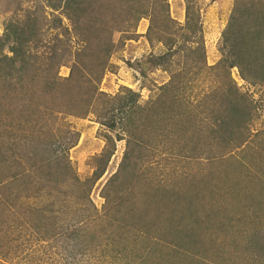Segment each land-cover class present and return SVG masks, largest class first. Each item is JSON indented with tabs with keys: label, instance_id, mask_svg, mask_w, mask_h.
<instances>
[{
	"label": "trees",
	"instance_id": "1",
	"mask_svg": "<svg viewBox=\"0 0 264 264\" xmlns=\"http://www.w3.org/2000/svg\"><path fill=\"white\" fill-rule=\"evenodd\" d=\"M190 1L186 0L183 26L170 17L167 0H36L21 17L16 15L21 10L16 0H6L8 4L0 8L5 11L14 4V14L0 36V165L7 166L0 167V190L8 177L2 172L16 176V193L11 197L7 189L9 198L0 202V229L6 226L12 231L16 225L20 250L48 242L65 264L94 255L114 264H264V234L247 229L254 224L250 215L259 208L264 211V194L259 200L255 199L259 193L244 195L248 192L237 189L234 194L231 186L236 178L223 172L208 176L212 178L206 179V191L197 189L190 196L174 184L180 176L185 184L195 182L193 172H156L159 164L154 156L161 155L167 164L176 158H203L213 167L230 155V148L243 146L253 106L238 90L230 70L236 68L245 81L264 82V0H236L221 36V57L206 66L217 84L208 101L193 104L188 91L200 79L206 57L200 25L190 18ZM141 19L149 22L145 34L149 43L163 46L159 54L148 55V66L170 72L166 83L149 89L144 104L128 88H120L115 96L98 90L117 46L114 35L131 39ZM73 39L78 47L72 52ZM7 46L10 56L3 53ZM69 54L74 62L68 77L61 78L58 69ZM56 102L68 115L95 113L99 124L128 145L119 172L102 189L109 205L102 214L94 209L89 192L104 172L114 140L104 132L106 145L96 157L99 169L89 180L80 181L67 155L79 134L68 127H57L53 133L55 122L49 116ZM207 102L213 121L204 128L197 117L208 108ZM6 158L12 166L4 163ZM235 181L241 183L239 178ZM62 183L66 189L55 192ZM138 186L151 191L142 208ZM41 189L46 190L39 195L53 194L51 204H24ZM232 193L236 202L228 197ZM198 197L204 200L200 210L193 204ZM75 202L78 207L73 208ZM15 212L16 223L6 221ZM11 236L7 241L15 240ZM2 248L0 261L5 262L9 255ZM39 261L37 256L28 263Z\"/></svg>",
	"mask_w": 264,
	"mask_h": 264
},
{
	"label": "rangeland",
	"instance_id": "2",
	"mask_svg": "<svg viewBox=\"0 0 264 264\" xmlns=\"http://www.w3.org/2000/svg\"><path fill=\"white\" fill-rule=\"evenodd\" d=\"M235 1L236 0L190 1V18L200 25L199 28L201 31L200 33L206 57L205 68L199 75L200 79L197 82L195 81L194 84L196 85H193L188 91H191L192 96L196 94L194 96V100L192 99V96L190 97L193 104L195 101H198L196 104H202L205 99L208 101L207 97L211 94L213 87L217 84L216 82L218 79L211 75V72L208 70L209 68L206 66H213L221 57L219 50L221 36L231 19ZM167 2L170 17L174 19L178 25L183 26L186 22V0H167ZM19 3L21 4V10H18L16 15L21 17L20 15L23 14L24 10L28 8L33 9L36 5V0H16V4ZM7 4L8 2H6V0H1L0 8L5 7ZM13 7L14 4H11L5 11L0 9V36L4 33L5 21L14 14L11 11ZM148 24L149 22L147 19H141L135 29V36H131V39H129L128 36H120L118 34L114 35V42L117 46L110 57L109 69L98 84V90L100 92L105 93L108 96H115L118 94L120 88H128L137 92L140 95L139 104H144L151 95L149 89H152V87L155 89V86H160L168 81L170 72H163L160 69L150 68L146 62L149 54H159L163 48L160 43L150 44L147 40L145 34ZM180 42L181 39H179L178 36V43ZM71 47L72 52L74 51V48L78 47L76 42H74V39ZM3 53L8 56L12 55L8 46L4 48ZM73 62V55H67L64 65L58 69V76L61 78L68 77L70 66ZM176 68L178 69V67ZM230 77L236 84L238 90L241 93H245L252 101L253 116L251 122L249 123V138L247 142L238 149L230 148V155H225L226 158L221 159L220 162L213 167L208 160L203 158L190 161L176 158L175 162L170 160L169 162L172 163L167 164L163 158L161 159V155H158L154 156L153 160L159 164L156 168V172H163V174H171L172 172L179 174L185 172L184 175L193 172L195 182L192 181L190 184H185L184 179H182L183 176H180L178 181H176L175 184L173 183L174 188L177 191L179 190L182 192L181 190L184 189L190 196H192L197 189L201 190L204 188L206 191V179L212 178L208 176H218L217 174L221 175L223 172H231L236 178L235 180L238 178L241 180V183L234 180L235 183H232L233 185L231 186L232 192L236 194V190L238 189L241 194L248 192L244 195H257L259 193L260 195L255 198L256 200H259L264 194V82L254 81L253 83L248 80L245 81L240 78L236 68L230 70ZM206 105L208 108H206L205 111L197 117V120L198 124L202 127L209 128L212 125L213 118L211 108H209V106H211L210 103L207 102ZM49 118L50 121L55 122L53 133L56 131L57 127H68L74 132H78L79 137L76 145L70 148L67 152L69 165L71 166L72 173L75 174L80 181L89 180L96 168L99 169V163L96 162V157L101 154L104 146L106 145V140L102 135L105 131H109L105 126L98 123L95 113H89L85 117L68 115L63 110L62 105L57 102L55 111H53ZM109 133L114 140L113 153L106 162L102 176L92 185L89 192V198L98 214H102L109 207L102 196V189L109 177L115 172H119L121 161L126 147L128 146L125 139L117 140L118 137H116L114 132ZM55 134L60 135L62 132ZM171 139V136L167 137L168 142H170ZM177 141H179V139H177ZM164 144L167 143L164 142ZM149 145L151 144L149 143ZM150 147L154 148L153 145ZM146 150L147 149L143 151ZM159 150L160 145L153 151L157 152ZM4 163H10L12 166V163L8 161L7 158ZM0 167L2 169L7 168V166H4L3 164L0 165ZM144 172L149 171L144 170ZM2 174L8 175V177L5 178L2 183L0 190V202L9 198L7 189H10L12 193L11 197L16 193L15 172H2ZM54 181L55 178H53V182ZM65 189L66 188L62 183L60 187L54 191L62 193ZM44 190L46 189H41L37 193L38 196L36 195L34 197L27 198L24 201V204L27 206L33 205L39 207L45 204H51L50 199L53 198V194L51 197L45 194L39 195L44 192ZM136 191L138 192V196L142 197L143 202L139 204V207L142 208L144 207V198L146 197L145 201H148L150 199L151 191L145 186H142L141 188L138 186ZM233 193L231 196L228 194V197H231L232 201L236 202L238 199L233 195ZM203 194L206 196V193ZM76 197L78 198L79 194L73 195L71 200L74 202ZM240 199L242 201L245 200L242 195H240ZM203 201L204 200H202L201 197H198L196 202L193 204L198 208V210H200L202 205H204ZM80 205L81 202L79 206ZM76 207H78L77 202L73 204V208ZM259 209L250 215L254 219V224L247 228L248 232H250L249 229L259 230L261 234H264V211ZM229 214H232V212H229ZM7 218L8 220H6ZM7 218L5 219L6 221L10 222L13 220V222L16 223V212L14 214H9ZM14 227L12 231L6 226H3L0 229V246L3 247L1 250L5 255H9L8 259H5V262L0 261V264H29L28 262L31 261V258L37 256L40 258V261L34 262L33 264H65L60 255L55 254L52 246L49 248L50 244L48 242L39 244L33 243L30 248L24 249L20 247V250L19 247L16 246V225ZM9 235H12L15 240L12 239L11 241H7ZM94 252L96 254L100 253L105 255V253L99 250H94ZM94 256H90L88 259L83 261L78 259V261L76 260L73 264H114L109 262L110 260L112 261L110 258L106 257L105 260L99 261L97 256ZM70 262L73 261L70 260Z\"/></svg>",
	"mask_w": 264,
	"mask_h": 264
}]
</instances>
